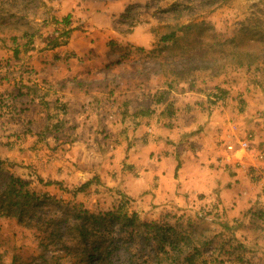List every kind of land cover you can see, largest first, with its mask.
<instances>
[{
  "label": "rangeland",
  "instance_id": "374dc122",
  "mask_svg": "<svg viewBox=\"0 0 264 264\" xmlns=\"http://www.w3.org/2000/svg\"><path fill=\"white\" fill-rule=\"evenodd\" d=\"M238 141L264 162V0H0V189L35 195L1 210L0 264H264V207L183 189L197 165L235 183ZM169 155L177 198L158 179L129 193Z\"/></svg>",
  "mask_w": 264,
  "mask_h": 264
},
{
  "label": "crops",
  "instance_id": "0c3cea01",
  "mask_svg": "<svg viewBox=\"0 0 264 264\" xmlns=\"http://www.w3.org/2000/svg\"><path fill=\"white\" fill-rule=\"evenodd\" d=\"M93 60L96 61L97 64H102L105 62V59H99L96 57L93 58ZM73 106L75 108L77 107L76 105ZM108 129L111 131V133H113L115 137L114 140H116L118 143H113L114 145H107V147L114 146L116 149H118V151H120L122 148H120L119 143L122 140L121 136L125 131L121 132L119 126H115L113 128L109 127ZM145 129H143V132L145 131ZM184 131H187V129L183 128V132H167L164 130L159 131V133L164 138H161L158 144L149 143V151L154 150L160 152L172 150L174 146L171 148H169V146L166 147L164 144V140H167L168 136L172 137L174 142H176L179 138L181 140V136H183ZM86 140L87 145H89V138H87ZM258 141L262 140L255 136V139L252 140L253 147H255V143ZM232 143L234 142H231L230 145H232ZM102 145L104 144L102 143ZM178 146H181V144H179ZM230 147L232 148V151H230L231 154L227 155L229 162L227 160L226 161L228 165H232V167L234 166V169L231 173L235 180V183L231 184V179L224 180V182H222V180H216L214 178L210 179L208 176L209 171H204V173L202 174L201 166L197 165L195 168L194 166H192L194 172H192L191 176H188L187 181H185L183 184L184 191L188 193L186 195L191 197L194 194H206L205 191L214 193L216 195L220 194V196L225 198L226 201H230L231 205L232 203H236L237 205H239V211H241V209H243L244 207H247L245 206V204L249 205V207H256V205H258L259 207H264V162L257 158L258 154L255 152V150H253V148L245 149L243 147V142L241 141H238V144H233ZM261 147V149L264 150V146ZM129 156L131 161H138L134 145L131 147ZM176 161L177 160H175L170 155L164 158L161 162L148 160L147 164L149 165V171L144 172L139 179L123 176V178L129 179V182L125 184L130 190L129 193H133L134 195H136L137 192L135 190H137V187H139L143 183L141 181L144 180L148 182H146V185L148 186L144 189H151V185L154 183V180L158 179L159 184H157V189L159 190V195L169 194L177 198V196H175V191L173 192L172 189H169V185H171L175 181L174 178L176 166L179 164ZM182 180L184 181V179ZM130 184L136 186V189H132L130 187Z\"/></svg>",
  "mask_w": 264,
  "mask_h": 264
},
{
  "label": "trees",
  "instance_id": "16d2710c",
  "mask_svg": "<svg viewBox=\"0 0 264 264\" xmlns=\"http://www.w3.org/2000/svg\"><path fill=\"white\" fill-rule=\"evenodd\" d=\"M68 35V34H67ZM175 38V34H169V35H164L161 37L160 42L161 43H168L170 41H172ZM234 40L231 41V44H234V47L232 49V54H234V59L237 61L238 65L241 66H252L255 65L259 59L261 58L259 55H257L255 52H246V56L245 58L241 55H237L239 54V44H237V42H235ZM59 43H56L53 48L59 47ZM245 59V60H243ZM2 164V161H0V165ZM1 170V168H0ZM5 181L8 183L6 186V189L4 190V192H1L0 189V213L1 210H5L6 208L8 209L9 214L8 216H10V214H12V208L15 206V210L18 209L17 211H19V213H15V215L20 216V218H22L24 209L27 207V205L31 202V200H33L35 198V195H31L29 194V192L24 191V187H26L29 183L28 182H24L18 178H15L12 175H9L7 177H5ZM54 184H59L57 182H46V186H50V185H54ZM91 185V181L83 184L81 187L77 188L75 192L80 193L85 191V189H87L89 186ZM12 198H15V201H11ZM18 198V199H17ZM39 199V198H38ZM21 200L23 202H21ZM10 201V202H9ZM14 210V211H15ZM120 210V208L118 209V211ZM111 215V214H110ZM79 219L81 217H78ZM119 217H117L116 219H118ZM130 224H133V221L130 222ZM145 228H147V225H145ZM239 260L241 261V263H243L244 259L240 256Z\"/></svg>",
  "mask_w": 264,
  "mask_h": 264
},
{
  "label": "built area",
  "instance_id": "2783aa9c",
  "mask_svg": "<svg viewBox=\"0 0 264 264\" xmlns=\"http://www.w3.org/2000/svg\"><path fill=\"white\" fill-rule=\"evenodd\" d=\"M243 147H244L245 149H249V145H248L247 141L243 143ZM259 158H260V159H263V155H262V154L259 155Z\"/></svg>",
  "mask_w": 264,
  "mask_h": 264
}]
</instances>
